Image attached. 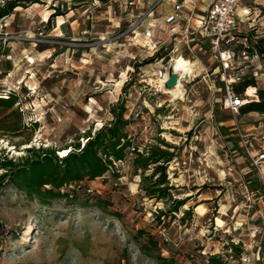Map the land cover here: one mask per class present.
Instances as JSON below:
<instances>
[{"label": "rangeland", "instance_id": "374dc122", "mask_svg": "<svg viewBox=\"0 0 264 264\" xmlns=\"http://www.w3.org/2000/svg\"><path fill=\"white\" fill-rule=\"evenodd\" d=\"M251 9L239 31L249 58L238 44L231 74L252 77L256 97L247 98L258 100L264 0ZM160 16L155 0H41L0 19V96L18 95L25 126L0 138V153L17 158L43 146L63 156L123 100L134 145H174L167 177L174 197H189L179 212L159 215L168 204L141 190L132 154L99 177L64 185L70 196L45 205L6 182L0 264H158V253L171 264H264V161L258 168L251 159L264 151V113L224 109L216 62L196 47H178L195 61L194 79L180 86L181 97L165 92L157 74L174 41ZM149 23L156 46L143 35ZM9 112L0 107V117Z\"/></svg>", "mask_w": 264, "mask_h": 264}, {"label": "trees", "instance_id": "16d2710c", "mask_svg": "<svg viewBox=\"0 0 264 264\" xmlns=\"http://www.w3.org/2000/svg\"><path fill=\"white\" fill-rule=\"evenodd\" d=\"M0 5V19L10 15L16 7H26L41 0H5ZM152 60V59H150ZM255 84L252 77L243 78L233 83L237 94L242 95L245 89ZM18 95L10 92L6 97L0 96V107L10 110L0 117V138L9 134H19L24 123L21 111L14 107ZM240 112L258 111L264 113V88L258 89V100H249L239 107ZM126 106L119 100L111 109L112 118L108 123L102 124L93 132L86 133V141L73 143V149H68L63 156L57 155L52 147H27L26 155L21 157H8L5 149L0 153V186L9 182L30 198L34 197L42 204H49L53 198H68L70 195L62 191V187L73 181H81L85 177L94 179L103 175L112 166L113 161H123L132 154L131 165L139 172L141 177L140 188L149 198L162 200L168 204L166 211L160 210L159 215L175 214L186 205L189 197H174L173 185L167 177V165L174 159V145L157 138L156 143L148 144L141 150L132 143L127 132L130 119L126 118ZM10 115L16 117L15 122H8ZM35 128V124L32 125ZM29 141V139H28ZM17 146V144H13ZM150 170V171H149ZM86 199L85 203L88 204ZM95 205L103 208L98 201ZM192 207L183 210V215H191ZM0 223V228H1ZM147 244L141 246L146 254ZM158 264H171V260L160 255H151ZM212 264L217 259L211 257Z\"/></svg>", "mask_w": 264, "mask_h": 264}, {"label": "built area", "instance_id": "2783aa9c", "mask_svg": "<svg viewBox=\"0 0 264 264\" xmlns=\"http://www.w3.org/2000/svg\"><path fill=\"white\" fill-rule=\"evenodd\" d=\"M167 0H155V5H162ZM201 0H176L172 4V10L168 12L163 23L168 25L170 36L173 37V46L170 49V60L166 65L162 64L158 70V78L160 86L165 88V82L168 79L169 73L177 74V83L180 82L181 87L183 82H191L195 74V61L189 56L178 52L179 45L185 46L188 49L198 48L204 52H209L211 58L216 62L218 75L220 80V90L224 91L222 106L224 109L238 111L239 107L249 99L247 96L256 97V87L248 86L245 89L246 98L236 93L233 83L238 77L231 74L236 61L235 47L242 44L240 50L244 59L249 58L248 45L246 37L243 40L239 38L240 25L244 19H249L252 13L251 4L256 0H210L207 8L201 16H197L196 9ZM150 23L144 30L143 35L146 40L153 42L155 35L153 27ZM179 58H183L190 62L192 72L188 79L180 76V71H174L173 67ZM252 87L253 93L249 92ZM252 165L258 168L264 161V151H259L251 156Z\"/></svg>", "mask_w": 264, "mask_h": 264}, {"label": "bare ground", "instance_id": "6f19581e", "mask_svg": "<svg viewBox=\"0 0 264 264\" xmlns=\"http://www.w3.org/2000/svg\"><path fill=\"white\" fill-rule=\"evenodd\" d=\"M174 71H180V76L181 77H189L190 73L192 72V66L190 64V62L186 61L183 58H179L177 60V62H175L174 67H173ZM181 84L180 82H178L174 87L171 88H163V90L167 93H172L178 96L179 93H182V89L180 88ZM249 90H252V87L249 88ZM180 96V95H179ZM178 96V97H179ZM181 97V96H180Z\"/></svg>", "mask_w": 264, "mask_h": 264}, {"label": "crops", "instance_id": "0c3cea01", "mask_svg": "<svg viewBox=\"0 0 264 264\" xmlns=\"http://www.w3.org/2000/svg\"><path fill=\"white\" fill-rule=\"evenodd\" d=\"M174 1H176V0H167L166 1L167 2L166 6H163V5H159L158 6L159 11L161 12L160 20H163L165 15L172 10V4H173ZM209 2H210V0H201L199 2L198 6H197V9H196L197 16H201L204 13V11L207 8Z\"/></svg>", "mask_w": 264, "mask_h": 264}, {"label": "water", "instance_id": "95a60500", "mask_svg": "<svg viewBox=\"0 0 264 264\" xmlns=\"http://www.w3.org/2000/svg\"><path fill=\"white\" fill-rule=\"evenodd\" d=\"M177 74L174 72L169 73L168 79L165 82V88H171L174 87L177 84ZM184 79H188V77H184Z\"/></svg>", "mask_w": 264, "mask_h": 264}]
</instances>
